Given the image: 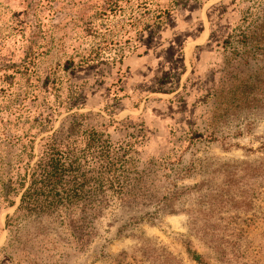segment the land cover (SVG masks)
Returning <instances> with one entry per match:
<instances>
[{"label": "rangeland", "instance_id": "obj_1", "mask_svg": "<svg viewBox=\"0 0 264 264\" xmlns=\"http://www.w3.org/2000/svg\"><path fill=\"white\" fill-rule=\"evenodd\" d=\"M263 5L0 0V170L83 115L134 145L146 192L85 248L0 198V264H264V57L224 44Z\"/></svg>", "mask_w": 264, "mask_h": 264}, {"label": "trees", "instance_id": "obj_2", "mask_svg": "<svg viewBox=\"0 0 264 264\" xmlns=\"http://www.w3.org/2000/svg\"><path fill=\"white\" fill-rule=\"evenodd\" d=\"M244 22V29L224 44L236 41L254 58L264 57V5ZM96 50L99 56L103 49ZM85 118L81 115L66 129L42 139L37 152L30 140L22 148L23 157L0 170V198L15 207L11 196L19 197L17 216L62 217L81 248L94 238L92 220L113 200L128 203L146 195L134 145L113 142L105 133L107 127L88 125Z\"/></svg>", "mask_w": 264, "mask_h": 264}]
</instances>
